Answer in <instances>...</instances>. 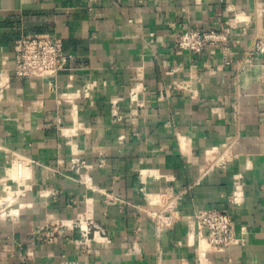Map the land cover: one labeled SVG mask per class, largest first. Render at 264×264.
<instances>
[{
    "label": "crops",
    "instance_id": "1",
    "mask_svg": "<svg viewBox=\"0 0 264 264\" xmlns=\"http://www.w3.org/2000/svg\"><path fill=\"white\" fill-rule=\"evenodd\" d=\"M186 29L226 41L178 52ZM42 33L67 68L16 76L14 40ZM20 156L0 264H264V0H0V177ZM162 197L180 219L158 233ZM205 209L236 244L207 246Z\"/></svg>",
    "mask_w": 264,
    "mask_h": 264
},
{
    "label": "built area",
    "instance_id": "2",
    "mask_svg": "<svg viewBox=\"0 0 264 264\" xmlns=\"http://www.w3.org/2000/svg\"><path fill=\"white\" fill-rule=\"evenodd\" d=\"M225 41L224 31L186 29L175 36L173 45L178 52L188 51L199 54L204 49L209 48L213 53L215 49L223 46ZM258 50L261 51V48L258 47ZM13 52L14 74L28 79L55 77L58 72L67 68L70 58L64 54L61 40L48 33L20 34L14 40ZM30 170L31 160L22 156L14 157L5 169V177H0V192H3L6 196L9 194H11L10 196L20 195L22 191L13 189V184L16 188L21 185L20 188L25 189L24 186H27L26 184L30 180ZM166 201L165 203L164 197L161 198V201L158 199L159 207L152 215L158 233L171 229L180 219L176 210V198H166ZM9 215L8 211L0 209V217ZM189 220L203 234L205 243L211 249H226L238 242L234 234L233 219L226 211L217 209L200 210L189 217ZM84 233V235L87 234L86 231Z\"/></svg>",
    "mask_w": 264,
    "mask_h": 264
}]
</instances>
